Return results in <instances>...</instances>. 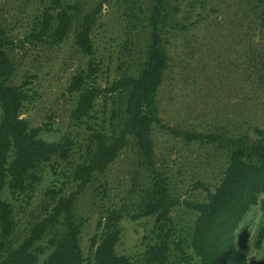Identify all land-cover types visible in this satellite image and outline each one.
<instances>
[{
    "label": "rangeland",
    "instance_id": "obj_1",
    "mask_svg": "<svg viewBox=\"0 0 264 264\" xmlns=\"http://www.w3.org/2000/svg\"><path fill=\"white\" fill-rule=\"evenodd\" d=\"M67 1L87 10L99 0ZM151 7V0H110L103 6L92 31L91 58L99 65L95 85L105 88L119 74L133 71L141 63L150 34ZM40 8L41 0H1L0 22L18 41L32 30ZM263 11L264 0H166L161 37L169 66L157 94L161 124L181 133H209L222 126L231 133L236 132L235 127L264 128V65L250 57H254L251 50H264ZM9 53L15 64L11 83L23 86L30 95L22 118L30 127L45 125L40 137L47 141L62 137L72 141L69 158H53L41 165L39 181L25 194L12 197L4 189L3 198L12 205L15 220L10 241L17 245L57 198L48 190H60L62 196L75 191L72 173L87 152L89 127L109 129L112 100L103 93L89 118L80 123L71 120L76 95L69 94L67 86L71 76L90 60L76 51L73 31L61 44H18ZM151 136L155 166L168 177L169 192L179 202L171 213L173 226L180 238L187 239L196 213L184 202L206 200L221 180L227 156L213 145L186 142L157 125ZM147 178L143 159L130 140L107 170L95 175L77 197L73 211L77 219L84 220L80 244L85 264H92L90 239L99 218L111 207L127 211L143 193ZM155 224L154 216L131 220L125 215L116 253L141 264ZM262 230L264 219L257 204L235 232L236 247L245 253L249 264H264V237L257 246ZM52 237L53 233H48L40 246L47 247ZM50 250L40 256L39 264ZM173 262L171 259L169 264Z\"/></svg>",
    "mask_w": 264,
    "mask_h": 264
},
{
    "label": "trees",
    "instance_id": "obj_2",
    "mask_svg": "<svg viewBox=\"0 0 264 264\" xmlns=\"http://www.w3.org/2000/svg\"><path fill=\"white\" fill-rule=\"evenodd\" d=\"M109 1L99 0L86 10L67 0H41L32 30L18 41L8 35L0 22V264H39L40 256L48 248L51 250L41 264H85L80 244L84 220L75 217L74 203L93 177L104 173L130 140L141 155L149 178L143 193L127 211L111 207L97 221L96 233L90 239L92 264H140L116 253L122 232L120 222L125 215L131 220L152 216L156 219L153 238L146 244L141 264H169L171 259L174 264H249L245 253L236 247L235 232L246 213L257 204L264 219V128L233 127L236 132L231 133L222 126L209 133H181L161 124L157 94L169 66L161 37V14L166 0H151L149 39L136 69L122 72L105 88L95 85L99 65L91 58L92 31ZM261 17L264 25V11ZM72 31L76 51L90 60L71 76L67 86V92L76 95L70 118L76 123L89 118L104 93L112 100L109 129L96 131L89 127L87 152L72 173L75 191L62 196L58 194L60 190H48L52 198L57 196L49 212L33 223L20 243L12 245L10 236L15 220L12 205L3 198L4 189L12 197L25 194L39 181L41 165L53 158H69L72 141L68 137L47 141L40 137L45 125L30 127L22 118L30 95L23 86L11 83L15 64L9 52L18 44L58 45ZM250 53L254 54L249 55L252 61L256 58L264 65V50L253 49ZM155 125L182 136L186 142L213 145L227 156L221 180L207 193L206 200L184 202L196 213L187 239L180 238L173 226L171 213L179 202L169 192L168 177L155 166L151 136ZM48 233H53V237L47 247H41ZM263 237L262 230L257 246Z\"/></svg>",
    "mask_w": 264,
    "mask_h": 264
}]
</instances>
